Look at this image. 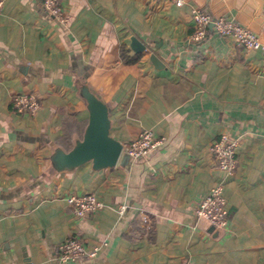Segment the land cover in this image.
<instances>
[{"label":"crops","instance_id":"0c3cea01","mask_svg":"<svg viewBox=\"0 0 264 264\" xmlns=\"http://www.w3.org/2000/svg\"><path fill=\"white\" fill-rule=\"evenodd\" d=\"M0 2V264H264V59L212 25L191 38L199 7L264 42V0H59L64 23L41 0ZM16 93L36 96L35 113L10 108ZM88 95L121 145L144 128L162 143L112 166L62 164L85 134ZM223 131L240 138L230 174L208 151ZM220 181L228 222L216 230L194 209ZM70 193L103 207L77 216ZM70 235L97 255L60 263Z\"/></svg>","mask_w":264,"mask_h":264},{"label":"built area","instance_id":"2783aa9c","mask_svg":"<svg viewBox=\"0 0 264 264\" xmlns=\"http://www.w3.org/2000/svg\"><path fill=\"white\" fill-rule=\"evenodd\" d=\"M181 5L182 0H167ZM44 11L53 19L64 23L67 18L64 8L59 0H41ZM1 7V2H0ZM194 22L192 40L199 42L205 37L206 28L212 25L214 30L226 36H231L235 42L245 49L259 50L264 59V42L259 35L251 30L248 25L227 18L225 16H212L207 11L194 7L191 10ZM10 108L16 113L33 114L39 108V102L32 93H16L10 102ZM240 138L232 136L223 131L213 139L208 147L218 169L226 174L232 173L236 168V149ZM162 143V138L153 135L150 129H141L137 137L122 144L123 151L131 158L145 157ZM67 205L72 213L83 216L98 212L103 203L92 193L75 194L70 193L65 197ZM196 216L204 219L213 229L223 230L228 222L227 202L224 195L223 183L217 182L205 194H203L195 205ZM140 219L144 228L149 227V217L143 211ZM99 245L88 244L75 236H68L57 246V260L60 263L78 261L82 258H93L97 255Z\"/></svg>","mask_w":264,"mask_h":264},{"label":"water","instance_id":"95a60500","mask_svg":"<svg viewBox=\"0 0 264 264\" xmlns=\"http://www.w3.org/2000/svg\"><path fill=\"white\" fill-rule=\"evenodd\" d=\"M241 23L258 33L248 22ZM131 44L135 51L144 49V45L135 38L131 39ZM87 101L89 118L85 134L71 150L60 154L59 161L65 165H77L92 160L95 167L112 166L121 153L122 145L108 135L107 109L104 103L92 95L87 96Z\"/></svg>","mask_w":264,"mask_h":264}]
</instances>
